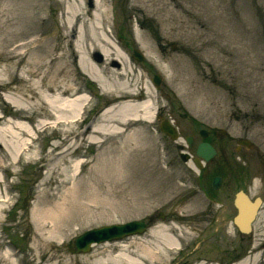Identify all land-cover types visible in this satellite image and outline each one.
<instances>
[{"label": "rangeland", "instance_id": "obj_1", "mask_svg": "<svg viewBox=\"0 0 264 264\" xmlns=\"http://www.w3.org/2000/svg\"><path fill=\"white\" fill-rule=\"evenodd\" d=\"M69 1L41 0L45 3L42 22L34 27L42 33L41 39L52 37L54 44L60 42ZM136 1L139 3L134 4ZM131 5L135 8L130 9ZM109 17L114 25L113 39H120L126 55L130 56L132 50L141 55V63L132 65L142 69L138 74L143 82L154 89L153 77L161 79L154 90L161 112L154 111L155 123L149 129L158 142L151 171L130 198V208L115 214L114 221L75 228L65 237L48 238L47 230L41 236L33 216L38 197L43 194L46 169L40 168L38 160L57 142L58 132L52 128L32 130L50 120L39 116L41 112H29L30 106L18 95L0 90V130L20 125L35 140L27 159L19 161V156L9 151L7 156H0V197L7 200L0 205V264H6V260L11 264H114L111 259L119 249H126L127 255L143 264H151L140 258L145 247L160 256L156 264H237L244 259L249 260L247 264H264L261 222L255 223L251 234L243 239L231 225L234 210L227 200L231 171L223 173L225 187L219 193L222 202L211 207L197 193V175L181 154L184 138L201 128L223 130L233 141L256 136L264 139V0H111ZM164 17L168 26L163 23ZM135 32L154 43L155 54L164 63L172 59L174 71L183 47L189 79L184 96L166 85L164 74L147 62L133 38ZM19 78H24L22 73H13L10 85H21ZM76 86L89 101L81 115L89 122L87 127L107 106L103 105V92L85 76L79 75ZM164 121L170 122L178 140L172 141L160 132ZM18 140L27 143L26 138ZM95 153L94 146H83L77 154L92 157ZM226 158L230 163L229 153ZM159 214L164 219L158 218ZM139 220L149 225L143 235L93 246L88 254H74V239L83 233ZM181 234L187 235L179 240Z\"/></svg>", "mask_w": 264, "mask_h": 264}, {"label": "bare ground", "instance_id": "obj_2", "mask_svg": "<svg viewBox=\"0 0 264 264\" xmlns=\"http://www.w3.org/2000/svg\"><path fill=\"white\" fill-rule=\"evenodd\" d=\"M44 7L41 0H0V90L18 95L30 106L29 112H41L39 116L50 120L32 130L52 128L58 132L50 151L39 155L40 168H45L46 174L33 216L41 236L47 230L48 238L54 239L68 236L75 228L114 221L115 214L130 208V198L157 155L158 142L149 129L155 123L154 111L161 112V107L155 89L138 74L141 68L133 67L120 39H113L111 0L69 1L64 13L66 26L56 44L52 37L41 39L42 33L34 29L42 22ZM165 17L163 23L168 26ZM143 36L135 32L133 38L147 62L164 74L166 85L184 96L189 79L183 47L174 71L173 60L164 63L156 56L154 43ZM17 72L24 78H19L21 85L12 87L9 80ZM79 75L98 86L107 106L87 127L89 122L81 114L89 101L76 86ZM30 134L20 125L0 130V156L9 151L19 156V161L29 158L35 144ZM18 138H26L27 143ZM83 146H94V156L77 154ZM189 152L194 157V147ZM6 201L0 197V205ZM186 235L181 234L179 240ZM140 258L151 264L160 260L157 252L146 247ZM111 261L143 264L127 255L126 249H119Z\"/></svg>", "mask_w": 264, "mask_h": 264}, {"label": "flooded vegetation", "instance_id": "obj_3", "mask_svg": "<svg viewBox=\"0 0 264 264\" xmlns=\"http://www.w3.org/2000/svg\"><path fill=\"white\" fill-rule=\"evenodd\" d=\"M199 131L191 135L192 147H186V154L191 156L189 151L193 147L195 154L197 145L205 143L214 149L216 155L207 163H204L203 169L197 172V193L211 207L216 203H221L222 199L219 193L225 187L223 173L230 170L232 179L227 200L231 203L234 216L236 215L235 195L241 191L249 198L251 203H254L256 199L259 200L260 206L254 224L261 222L259 224L264 227V139L261 140L259 136H256L257 139L241 138L233 141L226 134L207 129L205 130L204 139L199 138L198 140L196 135H200ZM252 132L253 130L250 129V133ZM228 153L230 155V163L226 158ZM215 177H219L221 181L217 190L213 191L212 180Z\"/></svg>", "mask_w": 264, "mask_h": 264}, {"label": "water", "instance_id": "obj_4", "mask_svg": "<svg viewBox=\"0 0 264 264\" xmlns=\"http://www.w3.org/2000/svg\"><path fill=\"white\" fill-rule=\"evenodd\" d=\"M134 57L137 60H141V57L134 53ZM155 84H159V77H155ZM162 131L169 135L171 138H175V133L171 130L167 124L162 125ZM197 157L208 159L213 155V152L209 148H202L200 146L197 150ZM197 165V162H196ZM199 167V165H197ZM239 197V196H238ZM238 208V216L234 223L242 233H248L250 231V223L255 217L256 209L258 207V202L251 205L246 201L245 198L239 197L236 204ZM145 230V224L142 221L127 223L123 226H113L101 228L84 234L75 240L76 253H86L89 250L91 244H98L105 241H110L114 239H121L123 237L135 234H142Z\"/></svg>", "mask_w": 264, "mask_h": 264}]
</instances>
